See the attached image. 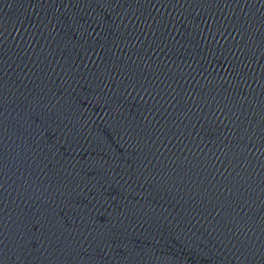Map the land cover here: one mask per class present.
I'll list each match as a JSON object with an SVG mask.
<instances>
[{
	"label": "water",
	"instance_id": "water-1",
	"mask_svg": "<svg viewBox=\"0 0 264 264\" xmlns=\"http://www.w3.org/2000/svg\"><path fill=\"white\" fill-rule=\"evenodd\" d=\"M0 264H264V0H0Z\"/></svg>",
	"mask_w": 264,
	"mask_h": 264
}]
</instances>
